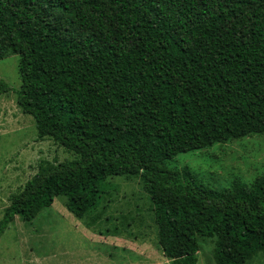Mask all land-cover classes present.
I'll list each match as a JSON object with an SVG mask.
<instances>
[{
  "label": "trees",
  "instance_id": "trees-1",
  "mask_svg": "<svg viewBox=\"0 0 264 264\" xmlns=\"http://www.w3.org/2000/svg\"><path fill=\"white\" fill-rule=\"evenodd\" d=\"M19 56L23 112L76 153L42 162L0 219L32 221L58 196L82 218L113 176H140L159 245L197 264L216 238V264L264 253V175L219 191L177 154L264 133V0H0V59Z\"/></svg>",
  "mask_w": 264,
  "mask_h": 264
},
{
  "label": "rangeland",
  "instance_id": "rangeland-1",
  "mask_svg": "<svg viewBox=\"0 0 264 264\" xmlns=\"http://www.w3.org/2000/svg\"><path fill=\"white\" fill-rule=\"evenodd\" d=\"M19 56L0 59V79L18 89ZM54 139H40L34 118L23 112L17 94L0 95V219L12 196L37 173L42 162L76 159ZM171 168L190 167L198 182L219 191L235 179L251 185L264 175V133L177 154ZM101 205L82 218L58 196L32 221L16 216L0 237V264H172L159 245L150 194L140 176L107 179ZM216 238L200 239L197 264H216ZM245 264H264V253Z\"/></svg>",
  "mask_w": 264,
  "mask_h": 264
}]
</instances>
